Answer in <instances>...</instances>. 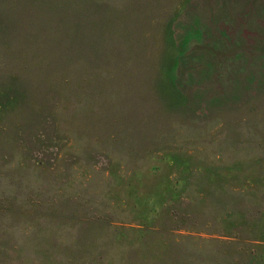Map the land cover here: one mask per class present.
Listing matches in <instances>:
<instances>
[{
  "label": "rangeland",
  "instance_id": "obj_1",
  "mask_svg": "<svg viewBox=\"0 0 264 264\" xmlns=\"http://www.w3.org/2000/svg\"><path fill=\"white\" fill-rule=\"evenodd\" d=\"M0 264H264V0H0Z\"/></svg>",
  "mask_w": 264,
  "mask_h": 264
}]
</instances>
